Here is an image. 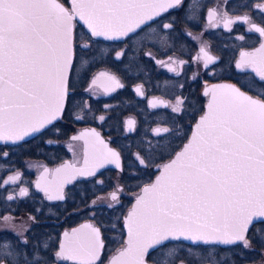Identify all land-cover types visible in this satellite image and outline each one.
Here are the masks:
<instances>
[{
  "label": "flooded vegetation",
  "instance_id": "af4514ba",
  "mask_svg": "<svg viewBox=\"0 0 264 264\" xmlns=\"http://www.w3.org/2000/svg\"><path fill=\"white\" fill-rule=\"evenodd\" d=\"M59 1L70 7V0ZM164 23L173 28H162ZM253 23L264 25V0H182L111 39L92 36L75 20L73 92L62 115L28 139L0 141V259L40 248L45 264H79L54 253L66 242L64 233L75 229L73 239L80 240L91 226L101 230V260L108 264L126 246L124 222L142 187L188 143L214 86L216 94L219 87L235 86L264 98V76L256 70L264 35ZM164 127L170 131H152ZM110 149L119 154L118 164L110 162ZM261 226L248 232L249 248L169 239L149 251V264H264V233L256 231Z\"/></svg>",
  "mask_w": 264,
  "mask_h": 264
},
{
  "label": "snow or ice",
  "instance_id": "6c2138e0",
  "mask_svg": "<svg viewBox=\"0 0 264 264\" xmlns=\"http://www.w3.org/2000/svg\"><path fill=\"white\" fill-rule=\"evenodd\" d=\"M181 4L182 0H70V7H65L58 0H0V140L22 139L29 129L39 131L62 115L73 92L77 17L92 36L111 39L127 36ZM162 28L171 29L173 24L164 23ZM252 28L264 35V25L253 23ZM256 51H264V44ZM205 57L213 59L207 52ZM249 63L256 61L246 59ZM256 70L264 76V57ZM111 79L122 87L115 76ZM109 155L110 162L119 163L115 150ZM140 163H145L143 157ZM161 167V175L142 187L143 195L126 217L127 247L108 264H149L150 249L180 237L249 248L247 234L257 223L262 225L257 233H264V98H253L235 86L218 97L214 86L208 111L192 137ZM88 227L90 232L80 240L73 239L75 229L71 236L64 233L66 242L61 241L54 256L103 264L101 230ZM40 251L13 250L8 252L12 259L2 258L0 264H45Z\"/></svg>",
  "mask_w": 264,
  "mask_h": 264
},
{
  "label": "water",
  "instance_id": "95a60500",
  "mask_svg": "<svg viewBox=\"0 0 264 264\" xmlns=\"http://www.w3.org/2000/svg\"><path fill=\"white\" fill-rule=\"evenodd\" d=\"M58 2H60L59 0H58ZM60 3H62V2H60ZM63 4V3H62ZM65 7H66V5L65 4H63ZM76 20H78L80 23H82L84 26H86L87 28H88V26H87V24L85 23V21H83V20H80L78 17H77V19ZM75 22V21H74ZM74 22H73V26H74ZM89 29V28H88ZM90 30V29H89ZM73 31H74V28H73ZM227 88H229V87H227ZM226 87H219L218 89H217V96L219 97V96H221L222 94H223V92L227 89ZM250 96V95H249ZM252 97V96H251ZM254 98V97H253ZM56 120V119H55ZM55 120H53V121H55ZM53 121L51 122V123H53ZM50 123V124H51ZM50 124H46L43 128H41L39 131H41V130H43L45 127H47L48 125H50ZM195 129H196V127H195ZM21 132H22V130H20ZM39 131H36V132H32L30 129L28 130V134L27 135H23V137H22V139H28V138H30V137H32V136H34L36 133H38ZM1 142H5V141H16V140H0ZM183 149V148H182ZM181 149V150H182ZM180 150V151H181ZM179 151V152H180ZM171 161V160H170ZM169 161V162H170ZM168 162V163H169ZM168 163H166V164H168ZM162 171V170H161ZM159 175H161V172H160V174ZM158 175V176H159ZM141 195H143V193H141L139 196H141ZM137 203V199L135 200V202H134V204H136ZM129 214V213H128ZM124 227H125V231H126V234H127V237H126V242L128 241V239H129V236H128V228H127V226H126V222H124ZM183 238H185V237H183ZM188 239V238H187ZM127 247V243H126V246L124 247V248H122L119 252H117L114 256H118L119 255V253L121 252V251H123L125 248ZM151 250V249H150ZM149 250V251H150Z\"/></svg>",
  "mask_w": 264,
  "mask_h": 264
},
{
  "label": "rangeland",
  "instance_id": "374dc122",
  "mask_svg": "<svg viewBox=\"0 0 264 264\" xmlns=\"http://www.w3.org/2000/svg\"><path fill=\"white\" fill-rule=\"evenodd\" d=\"M105 225H106V224H105ZM114 225H115V224H114ZM114 225H112V226H114ZM111 228H112V227H111ZM111 228H110V227H107V231H108V232H111V231H113V230L115 231L114 228H112V229H111Z\"/></svg>",
  "mask_w": 264,
  "mask_h": 264
}]
</instances>
